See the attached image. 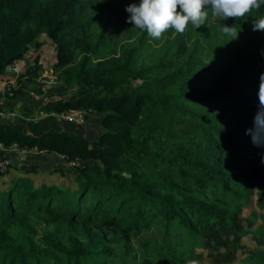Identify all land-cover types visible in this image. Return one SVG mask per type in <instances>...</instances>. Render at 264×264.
Returning a JSON list of instances; mask_svg holds the SVG:
<instances>
[{"label":"trees","instance_id":"obj_1","mask_svg":"<svg viewBox=\"0 0 264 264\" xmlns=\"http://www.w3.org/2000/svg\"><path fill=\"white\" fill-rule=\"evenodd\" d=\"M132 2L0 0V79L42 35L53 42L60 78L34 104L30 93L44 91L30 83L43 64L39 54L26 59L14 97L5 93L0 106L15 112L22 102L20 116L0 120V152L15 145L36 160L54 154L70 163L47 170L12 161L0 172V264H199V247L229 264L237 252L223 254L220 236H205L226 230L238 250L244 236L258 238L240 261L264 264V214L246 218L255 230L236 225L264 153L245 134L264 73V32L251 21L264 17V5L226 21L208 9L204 26L154 40L126 22ZM63 86L71 90L55 99ZM71 110L87 114L85 123L24 129L26 119L51 122Z\"/></svg>","mask_w":264,"mask_h":264},{"label":"clouds","instance_id":"obj_2","mask_svg":"<svg viewBox=\"0 0 264 264\" xmlns=\"http://www.w3.org/2000/svg\"><path fill=\"white\" fill-rule=\"evenodd\" d=\"M264 0H139L126 5L129 14L126 22L146 32L151 39L159 40L163 34L173 31L183 34L190 24L193 28L204 26L211 16L226 21L241 19L252 9H259ZM252 30L264 32V17L251 21ZM221 31L232 39L239 32L234 25L223 24ZM264 54V52H262ZM258 110L253 117V126L245 134L251 136L254 146L264 148V73L259 77ZM264 165V153L261 154Z\"/></svg>","mask_w":264,"mask_h":264},{"label":"rangeland","instance_id":"obj_3","mask_svg":"<svg viewBox=\"0 0 264 264\" xmlns=\"http://www.w3.org/2000/svg\"><path fill=\"white\" fill-rule=\"evenodd\" d=\"M38 40H39V42H41L42 45L41 46L36 45L35 47L32 46V48L28 51L27 54L30 56L29 62L33 63L35 61V57L39 54L41 62L43 64V68H45L47 66L50 67L56 61V52L54 49L53 42L50 39H48V37H46L45 35L40 36ZM58 76H59V74H58ZM58 81L60 82L59 77H58ZM36 85L43 87L44 95L41 96V95L37 94L36 91L33 90L30 93L31 99L34 101V104L35 103L40 104L41 98H44L45 94H48L50 91V88H52L54 85H46L45 86L43 84H40L37 81L30 83V87H32V88H33V86H36ZM16 86L18 87V84H16ZM57 86H60V84L58 83ZM58 88H59L58 92L54 95L55 99L57 97L63 95L64 92H68L71 90L70 87H66V86H63L62 88H60V87H58ZM66 97H68V95H66ZM45 100H47V99L45 98ZM19 102H21V100H19ZM21 104H22V102L18 105V107L17 106L15 107V111L17 112L18 116L20 113L19 109L22 106ZM44 115H46V114H41L40 116L36 115L35 118H31V119L29 118L26 120L28 123H31L34 121L38 122L39 118L43 117ZM21 119L22 118H20L19 120H21ZM10 171H11V173H10L11 175L21 173L20 170H18L15 167H12V166L10 167ZM6 176H8V175H6ZM56 176H57V174H54L50 179L52 180ZM251 178L253 180V185H254L253 191L251 193V201L248 203V205H245V208L243 209V217L236 220V225L237 224H244V225L250 226V223L246 220V218L252 213V210H254V209H256L259 213L261 212L264 214V208L259 207L261 204L264 203V165H258L256 167V173L253 174L251 176ZM51 180H49V181H51ZM60 182L66 184L67 180L65 178H60ZM260 223H261V219H258L257 224H260ZM256 227H257V225L250 226L251 230H255ZM233 231L234 230H232V231L226 230L221 235L218 233H215V232L208 231L205 233V236L208 237L212 242L213 241L216 242V240L214 238L217 236H220V246L221 247H219V248L223 254H226L229 251L237 252L238 260L233 262V263H229V264H244L240 260L246 256V251L249 248L257 245V242H259V240H258V238H256L252 234H249L248 236H244L243 240H242L243 246H242V248H240L238 250L232 241L233 236H234ZM243 249L245 251H243ZM197 252L201 253L202 258H203L202 263H199V264H216L214 259L211 257V252H212L211 248L199 247V248H197ZM193 264H195V263H193Z\"/></svg>","mask_w":264,"mask_h":264},{"label":"built area","instance_id":"obj_4","mask_svg":"<svg viewBox=\"0 0 264 264\" xmlns=\"http://www.w3.org/2000/svg\"><path fill=\"white\" fill-rule=\"evenodd\" d=\"M29 57L30 56L26 53L23 58L17 59L6 67V74H9L10 78L6 80L0 79V106L2 105V102H4L6 98H8L5 93H8L9 97H14L15 90L16 88H18L16 84L20 86L18 83V77L22 73L23 68L28 66L26 63V59H28ZM58 77V73L55 71L53 66H47L43 68V72L37 78V82L45 86H56L59 83ZM16 116V112H9L0 109V120H10L11 118H15ZM60 116H66V118L71 122L83 124L86 121L87 114L79 110H71L66 114ZM9 152L26 153L29 151L19 150L15 145L11 149H7L5 146L1 145L2 154L0 155V172H5L12 163V159Z\"/></svg>","mask_w":264,"mask_h":264},{"label":"crops","instance_id":"obj_5","mask_svg":"<svg viewBox=\"0 0 264 264\" xmlns=\"http://www.w3.org/2000/svg\"><path fill=\"white\" fill-rule=\"evenodd\" d=\"M21 102L19 103H15V105H18L20 104ZM16 112V111H15ZM17 114V112H16ZM18 116V114H17ZM20 116V115H19ZM48 118V115H44L43 117L39 118V121H41L42 124H39V121L36 122L34 121V124L33 123H29L26 127V124H25V127L24 129H26V131L28 133H32V134H39V133H42L45 131L46 128H49V127H56V128H60V129H66L68 128L69 126H71L70 123H68V119L64 116H57L56 115V118L52 119L51 122H48L47 120ZM92 126H90V124H87L86 126H84V130L82 129V132L85 134V136H90L92 134L89 133L90 129H91ZM3 153V152H2ZM0 152V155L2 154ZM27 153V152H26ZM26 153H22L23 156L22 158H20V162L17 163L18 165H22V166H25V167H31L33 168V165L35 164H38V169H55V168H62L63 166H66V165H70V163L68 162H65V160L58 156V155H48V156H42L41 159H34L33 155H28L26 156ZM33 153H38V152H33ZM10 156L12 155H16V156H19L20 153H17V152H9ZM12 159V158H11ZM13 161V159H12ZM14 162V161H13Z\"/></svg>","mask_w":264,"mask_h":264},{"label":"water","instance_id":"obj_6","mask_svg":"<svg viewBox=\"0 0 264 264\" xmlns=\"http://www.w3.org/2000/svg\"><path fill=\"white\" fill-rule=\"evenodd\" d=\"M1 121L3 123H6V121H9V120H6V119H1ZM23 154L20 153L19 156H16V155H12L11 158L13 159L14 163L17 164L20 162V158H22Z\"/></svg>","mask_w":264,"mask_h":264}]
</instances>
